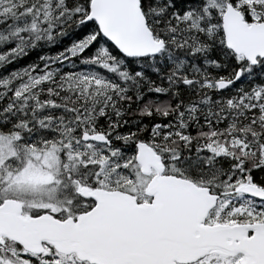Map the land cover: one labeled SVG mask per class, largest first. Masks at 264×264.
Instances as JSON below:
<instances>
[{"label":"snow or ice","instance_id":"snow-or-ice-1","mask_svg":"<svg viewBox=\"0 0 264 264\" xmlns=\"http://www.w3.org/2000/svg\"><path fill=\"white\" fill-rule=\"evenodd\" d=\"M0 264H264V0H0Z\"/></svg>","mask_w":264,"mask_h":264}]
</instances>
